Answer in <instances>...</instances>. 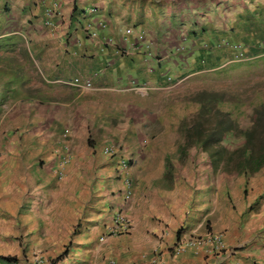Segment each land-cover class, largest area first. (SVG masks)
<instances>
[{
	"label": "crops",
	"instance_id": "crops-1",
	"mask_svg": "<svg viewBox=\"0 0 264 264\" xmlns=\"http://www.w3.org/2000/svg\"><path fill=\"white\" fill-rule=\"evenodd\" d=\"M178 3L173 0H60L63 14L48 24L46 12L53 0H0V39L24 38L29 54L39 61V72L48 83L92 75L109 55V48L96 46L85 33L84 24L89 18L83 12L96 7L97 19L107 24L106 33L117 34L120 23L145 30L154 25L159 27L155 29L159 34L151 37L157 43L167 44L161 47L157 44L161 63L153 74L143 70L140 73L135 63L125 64L129 58L123 57L107 73L96 76L95 81L109 82L115 70L118 78H123L126 72L130 75L135 72L141 80L157 86L164 84L167 74H186L197 66L200 55L209 54L200 46L193 51L189 45L201 35V43L210 41L209 31L196 34L181 32L177 27L171 33L169 28H162L169 25L173 18L171 10L175 13ZM181 34L185 49L179 54L176 45L169 43H176ZM140 37L143 38L142 33ZM184 59L192 60L186 63ZM81 96L68 105L90 106ZM100 104L101 101H95L92 105ZM77 116L75 113L71 120L76 121ZM60 117L48 102L31 94L16 101L0 122V264H107L110 259H115L117 264H146L155 254L160 255L163 264H264V200L260 211L246 212L252 203V199L241 196L244 197L246 179L237 178L233 183L225 173L215 176L210 163L205 167L209 168L212 178L206 183L199 170L197 197L192 191L189 197L180 200L185 203L184 207L172 196L173 191L161 188L155 190L153 201L161 193L164 209L159 210L151 202L138 211L137 192L134 201L125 202L119 194L111 193L114 189H105L95 192L88 205L70 214L68 210L73 207L67 198L72 202L76 198L67 190L65 180L56 176L59 140L64 131L60 130ZM78 130L73 127L69 139L75 149ZM75 156L70 151L67 170L73 168ZM108 170L113 171V165L109 164ZM150 182L152 179L147 178L146 183ZM134 188L137 190V186ZM223 195L226 204L221 203L225 199H219ZM230 196L241 205L238 211H243L237 214L234 209H227L228 205H234ZM117 210L124 211L131 219V228L122 235L109 233ZM208 230L223 233L226 248L221 253H211L207 247L188 248L177 254L168 252L179 236H200ZM34 253L49 262L35 261Z\"/></svg>",
	"mask_w": 264,
	"mask_h": 264
},
{
	"label": "rangeland",
	"instance_id": "rangeland-1",
	"mask_svg": "<svg viewBox=\"0 0 264 264\" xmlns=\"http://www.w3.org/2000/svg\"><path fill=\"white\" fill-rule=\"evenodd\" d=\"M173 1L179 2L177 10L175 13L171 10L173 18L168 26L164 25L162 28H169L171 33L178 27L181 32L202 34L201 28L206 27L203 31H209V37H212L210 41L201 43V35L189 45L193 51L196 46H200L209 54L200 55L196 59L197 66L186 74H171V87L168 86V81L166 86L156 87L144 94L124 88L131 83L130 80L138 77L135 72L131 75L126 72L123 78H118L117 72L112 70L113 78L109 82L95 81L96 76L99 78V75L107 73L123 57L129 58L125 60V64L135 63V67L141 69L138 60L141 53L127 56L122 53L124 49L129 48L130 41L141 45L135 41L141 34L138 35V30H141L136 25L120 23L116 27L117 34H110L114 38L112 44L106 46L109 48L108 54L112 55H107L103 65L92 75H78L84 79H92L95 85L99 83L103 88L100 90L80 91L60 83L46 82L37 67L40 63L29 54V46L24 38L0 39V122L16 101L34 94L40 100L48 102L52 109L58 112L59 117L65 113L60 117V130L68 128L72 136L73 127L78 130L79 126L75 142L77 147L73 148L74 144L70 147V151L76 155L73 168L66 169V177L59 179L65 180L67 190L70 189L76 198L74 202L67 198V202L73 207L71 211L68 210L70 214H75L78 208L88 205L95 192L105 189H114L111 193L114 196L119 194L125 202L134 201L137 192V202L140 206L138 211L151 202H154L159 210L164 209L161 193H157V199L153 201L155 190L161 188L173 191L172 196L184 207L185 203L181 201L189 197L192 191L195 199L197 197L201 177L199 170L203 172L206 183L212 178L209 168L205 167L206 163L211 164L215 176L221 177V174L225 173L231 177L233 183L237 178L246 179L244 197L243 194L241 196L245 200L252 199L246 212H258L263 208L261 204L264 200V168L250 177L237 172L216 171L209 154L196 144L195 137L190 136V129L199 112L196 99L200 91L206 90L224 93L225 100L220 104V108L231 112L241 129H247L253 123L256 108L264 103V50L257 51L258 55H254L250 60L244 59L226 67L213 69L221 62L219 59L227 55L224 47L216 48L214 45L221 43V39L231 33L235 34L230 36L231 40L243 43L250 52L258 43L263 42L264 45V0ZM182 4L185 6L181 7ZM129 27L132 28V33L130 39L126 40L123 33ZM158 28H154V25L147 26L146 30L141 28L145 30V49L149 45L154 54H157V44H160V47L167 44L157 43L151 37L152 34H159L155 32ZM177 38L176 43L169 45L175 44L181 49L185 43L182 41V34ZM205 44L210 51H205ZM189 56L191 54L186 58ZM201 59H207L206 63L201 62ZM191 60L185 61L188 63ZM139 78L141 79L140 76ZM78 95H82L84 101L91 105H68ZM95 101H101V104L92 105ZM75 113L78 116L76 121H73L71 119ZM241 135L238 131L228 135L223 144L229 149H235L242 143ZM111 142L118 148L117 155H108L103 151V146ZM123 161H126L128 177L120 174ZM109 164L113 165V171L108 170ZM35 174L39 175L37 172ZM157 177L161 179L153 180ZM147 178L152 179V182L146 183ZM136 186L137 190L134 188ZM203 197L206 200L207 193ZM233 197L230 196V200L234 205H228L227 209H234L238 214L243 209L238 211L241 205L238 200L234 201ZM219 199L223 200L225 196H220ZM221 203L226 204V199Z\"/></svg>",
	"mask_w": 264,
	"mask_h": 264
},
{
	"label": "trees",
	"instance_id": "trees-1",
	"mask_svg": "<svg viewBox=\"0 0 264 264\" xmlns=\"http://www.w3.org/2000/svg\"><path fill=\"white\" fill-rule=\"evenodd\" d=\"M202 28L201 32L207 29ZM224 100V93L220 91L199 92L196 99L199 112L190 136L195 137L196 144L209 154L216 171L237 172L250 177L264 167V103L256 108L251 126L241 129L231 112L220 108ZM237 131L242 134V143L235 149L227 148L224 139Z\"/></svg>",
	"mask_w": 264,
	"mask_h": 264
},
{
	"label": "built area",
	"instance_id": "built-area-1",
	"mask_svg": "<svg viewBox=\"0 0 264 264\" xmlns=\"http://www.w3.org/2000/svg\"><path fill=\"white\" fill-rule=\"evenodd\" d=\"M60 0H53L52 7L47 9L46 15L47 19L49 20V23L52 22V18L54 16H61L62 15V8H61ZM99 26L105 27L103 22H100ZM87 29L89 30V33L91 37L96 40L98 43H110L112 41L111 37H108L107 35H103L99 28H94L92 24H87ZM132 33V29H127L125 33V39L129 40L130 35ZM128 42V41H127ZM129 45L133 46V42H128ZM147 52L148 56L151 55V51L149 50V45H147ZM60 82H63L65 84L77 87L81 90H95L98 89V87L95 85L92 79L90 78H81V77H75L72 80H61ZM70 135V130L67 128L63 131L61 135L60 141V149L58 151L60 152V161H59V168H58V176L60 179L64 178L66 175V166L70 161V144L68 143V137ZM103 151L106 154L114 155L118 152V148L114 143H108L105 146H103ZM120 174H122L125 177H128L127 170H126V161L123 162V165L120 169ZM125 181L128 183V179L126 178ZM129 197L128 195H126ZM131 221L129 217L125 214L124 211L117 210L112 218V225L109 229V233L112 235H122L126 233L130 228ZM105 237H102L104 239ZM201 247H207L208 251L211 253H221L225 247V240L224 235L221 232H215V231H207L205 234L200 236H185L183 237L177 244H175L172 247V252L174 254L181 253L185 251L188 248H201ZM34 259L35 261L39 263H48L49 260L42 257L39 253H34ZM15 264H20L19 262H15ZM107 264H117L115 259H110ZM146 264H163L162 258L160 255H154Z\"/></svg>",
	"mask_w": 264,
	"mask_h": 264
},
{
	"label": "clouds",
	"instance_id": "clouds-1",
	"mask_svg": "<svg viewBox=\"0 0 264 264\" xmlns=\"http://www.w3.org/2000/svg\"><path fill=\"white\" fill-rule=\"evenodd\" d=\"M85 15H87L88 16V18H89V20L88 21H86V24H84L85 25V33L88 35V37L90 38V40H91V42L93 43H95V44H101V45H103V46H107V45H109V44H112V41L110 42V43H98L96 40H94L92 37H91V35H90V33H89V30L87 29V24L88 23H90V24H92L93 25V27L94 28H99V31L103 34V35H107L108 37H111L112 38V40L114 39L109 33H106L105 31L107 30V24H106V22L104 21V20H102V19H97V13H98V8H96V7H91L90 9H88V10H86V11H84L83 12ZM62 14H63V10H62ZM62 16V15H61ZM61 16H59V17H61ZM58 16H54L52 19V22L51 23H49V20L47 19V23L48 24H53L54 22V19L55 18H57ZM85 19H87V18H85ZM100 22H103L104 23V25H105V27H101V26H99V24H100ZM130 29H132L131 27H129ZM128 28V29H129ZM127 30V29H126ZM126 30H124V33H123V37L125 38V33H126ZM141 30V33H142V37L143 36H145V30H143V29H140ZM135 33L133 32V35H134ZM141 35V34H140ZM140 35L135 39V41L136 42H140L141 43V45H139V43H138V45L134 42V41H132L133 42V46H131V45H129V48L127 49H124L123 50V54H124V56H127V55H132V54H136V53H141V57L139 58V62H140V64H139V66L141 67V69H139V71H140V73H141V70H143V72H145L146 74H153L154 72H156V70L158 69V67H159V65H160V63H161V58L158 56V54H154L153 52H152V50L150 49V46H149V50L151 51V55L150 56H148V52H147V49H145L146 48V46H145V39L144 38H141L140 37ZM231 35H234V33H231V34H228V36H224L222 39H221V43H219V44H216V45H214V47H216V48H221V47H224L225 49H226V53H227V55L223 58H221V60L219 59V61H221V62H219L213 69H219V68H222V67H226L227 65H230V64H232V63H234V62H240V61H242V60H244V59H249L250 60V58H254L255 56L254 55H258V53H257V51H262L263 52V50H264V45H263V42H260V44H258V46L255 48V49H251L252 50V52H250V50H249V48L248 47H246L243 43H237V42H234V41H232L231 40ZM131 36V35H130ZM135 36V35H134ZM219 36V38H220V35H218ZM236 38V37H235ZM215 39V38H214ZM216 40V39H215ZM207 42V41H206ZM205 42V43H206ZM208 44V43H207ZM205 46H206V49H205V51H210V50H208L207 49V47H208V45H206L205 44ZM142 49V50H141ZM184 49H185V45L184 44H182V47H181V49H179V47L176 49V52L177 53H179V54H182V52L184 51ZM201 49H203L204 50V48H201ZM132 50V51H131ZM121 53V54H122ZM139 56V55H138ZM245 56L247 57V58H245ZM203 59V58H202ZM201 59V62H203V63H206V61H207V59H204V60H202ZM209 68H211V67H209ZM75 77H79V76H75ZM75 77H72L71 79H69V81L70 80H72L73 78H75ZM82 78V77H81ZM64 80H66V79H64ZM165 82H164V84H159V85H153L150 81H148V80H141L140 78H139V76L137 77V78H135L134 80H130L131 81V83L129 84V85H127L128 87H124V88H128V90H136V91H140L142 94H144V93H147L148 91H150V90H153V89H155L156 87H160V86H166V84L168 83V81H169V87H171L172 85H171V83L172 82H170V81H172V75L171 74H167L166 76H165ZM66 81H68V80H66ZM174 82V81H173ZM60 84H63V85H67V86H70V87H73V88H75V89H77V90H80V91H85V90H81V89H78L77 87H74V86H71V85H68V84H65V83H63V82H61ZM96 86L98 87V89L97 90H100V89H103L102 87H100L99 86V83L98 84H96ZM67 129V128H66ZM65 130V129H64ZM70 135H71V131H70ZM69 135V137H68V143H69V139L71 138V136ZM112 143V142H111ZM70 144V143H69ZM71 147V146H70ZM118 154V152L116 153V154H114V155H117ZM114 155H112V156H114ZM58 161H60V160H58ZM70 162V161H69ZM124 162V161H123ZM122 162V163H123ZM68 165V164H67ZM58 168H59V163H58V167H57V169H56V172H57V177H58V179H60L59 178V176H58ZM264 168V167H263ZM66 169H67V166H66ZM65 169V170H66ZM127 174H128V172H127ZM65 177H66V175H65ZM64 177V178H65ZM64 178H62V179H64ZM128 216V215H127ZM129 217V216H128ZM130 219V218H129ZM130 221H131V219H130ZM130 228H131V224H130ZM129 228V229H130ZM181 230V229H180ZM180 230L178 231V233H180ZM129 231V230H128ZM127 231V232H128ZM209 231V230H208ZM210 231H213V230H210ZM216 232V231H215ZM222 233V232H221ZM185 236H197V235H194V234H185V235H181V236H179V238L177 239V241H176V243L175 244H177L183 237H185ZM225 240V239H224ZM174 244V245H175ZM225 244H226V242H225ZM173 245V246H174ZM173 246H171V247H169V249H168V252L170 253V254H174V252H172L173 250H172V247ZM226 248V247H225Z\"/></svg>",
	"mask_w": 264,
	"mask_h": 264
}]
</instances>
